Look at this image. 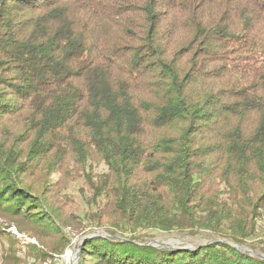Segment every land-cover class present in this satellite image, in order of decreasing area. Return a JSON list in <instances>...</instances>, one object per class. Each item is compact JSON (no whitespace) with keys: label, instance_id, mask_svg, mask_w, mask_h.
Masks as SVG:
<instances>
[{"label":"trees","instance_id":"obj_1","mask_svg":"<svg viewBox=\"0 0 264 264\" xmlns=\"http://www.w3.org/2000/svg\"><path fill=\"white\" fill-rule=\"evenodd\" d=\"M79 180L110 235L81 264H264V0H0L2 264L12 226L31 264L71 247Z\"/></svg>","mask_w":264,"mask_h":264},{"label":"rangeland","instance_id":"obj_2","mask_svg":"<svg viewBox=\"0 0 264 264\" xmlns=\"http://www.w3.org/2000/svg\"><path fill=\"white\" fill-rule=\"evenodd\" d=\"M55 178L59 177L54 175ZM84 187L85 192L82 188ZM87 187L83 186V181L79 180L71 183V185L66 190V200H65V209L67 216L75 220L74 226H68L67 231L71 232L72 245L67 248L62 254H55L53 257L48 258L44 264H81V255L83 252L84 245L86 240L91 238V235H100V236H110L107 233L105 228H99L89 224L88 219L85 217L86 213L89 210L88 202L86 200L87 194L90 196V192H87ZM82 190V191H81ZM8 224H6L7 226ZM9 230L14 233L18 239L21 240V244L17 246L18 256L21 261L20 264H31L32 260L26 257V247L25 244L37 243L34 239L29 238L25 234L18 232L15 226L9 228ZM138 233V232H137ZM136 233V234H137ZM140 233V234H139ZM137 235L144 236L145 233L148 238V242H152L154 245L161 246H171V247H183V248H197L198 246H203L212 242H215L219 237H215L208 231H203L197 236H191L188 233H183L179 231L174 232H162L156 230L150 231H139ZM118 235L121 236H131L130 231L119 232ZM227 241V240H226ZM231 244H234L232 241H229ZM264 246L260 242V239L251 240L248 242V246L245 248L255 250L259 253V248ZM159 247V246H158ZM1 252H0V264H2ZM87 263H90L88 260Z\"/></svg>","mask_w":264,"mask_h":264},{"label":"water","instance_id":"obj_3","mask_svg":"<svg viewBox=\"0 0 264 264\" xmlns=\"http://www.w3.org/2000/svg\"><path fill=\"white\" fill-rule=\"evenodd\" d=\"M94 236H100V235H91L90 237H94ZM219 241H222V242H225V243H228L226 240L224 239H217L215 242H219ZM145 244H148V245H153V246H156L159 248H167V249H176V248H181V247H171V246H161V245H154L152 242H148V243H145ZM200 247V246H198ZM196 248V247H195ZM193 249V248H192ZM238 249L244 251V252H247V253H251V254H254L260 258H263L264 259V253H259L257 252L256 250H253V249H249V248H245V247H238Z\"/></svg>","mask_w":264,"mask_h":264}]
</instances>
